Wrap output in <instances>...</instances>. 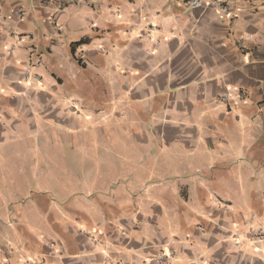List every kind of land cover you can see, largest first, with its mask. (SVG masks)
I'll return each instance as SVG.
<instances>
[{"label":"crops","instance_id":"crops-1","mask_svg":"<svg viewBox=\"0 0 264 264\" xmlns=\"http://www.w3.org/2000/svg\"><path fill=\"white\" fill-rule=\"evenodd\" d=\"M186 1L0 0V264H264V0Z\"/></svg>","mask_w":264,"mask_h":264},{"label":"built area","instance_id":"built-area-1","mask_svg":"<svg viewBox=\"0 0 264 264\" xmlns=\"http://www.w3.org/2000/svg\"><path fill=\"white\" fill-rule=\"evenodd\" d=\"M200 2H201V0H187L186 5L189 8H196V7H199ZM219 10L225 11L224 8L223 9L220 8ZM219 103L222 106H226V105L228 106V97L227 96L220 97ZM251 238L253 241H256L259 243L261 242L264 244V233H252ZM91 239H92V241H94V243H96V240L94 238L91 237ZM164 257H166V259H167V256H164Z\"/></svg>","mask_w":264,"mask_h":264}]
</instances>
